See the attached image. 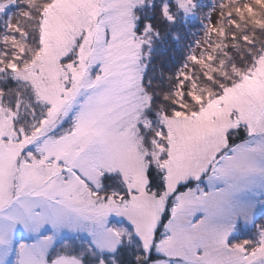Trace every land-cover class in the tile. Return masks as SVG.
<instances>
[{"label":"rangeland","instance_id":"obj_1","mask_svg":"<svg viewBox=\"0 0 264 264\" xmlns=\"http://www.w3.org/2000/svg\"><path fill=\"white\" fill-rule=\"evenodd\" d=\"M28 1L6 30L0 8V264H264V0L215 2L168 109L144 89V0ZM248 3L252 54L196 82Z\"/></svg>","mask_w":264,"mask_h":264},{"label":"trees","instance_id":"obj_2","mask_svg":"<svg viewBox=\"0 0 264 264\" xmlns=\"http://www.w3.org/2000/svg\"><path fill=\"white\" fill-rule=\"evenodd\" d=\"M218 1L144 0L142 4L134 9V35L142 43L143 52L146 54V59L143 60V65L145 66L143 76L144 89H147V94L152 101V105L160 104L168 109L169 107H173L175 103L174 96L176 92L178 94H186L189 91L190 80H185L179 88L176 75L185 64L192 47L199 39L201 31L206 29L211 7ZM241 2L246 1L235 0L232 4L236 3L238 5ZM28 4V0H0V8L4 10V13L1 14L2 30H6V20L12 10L17 7L28 9ZM184 4L189 5L187 8L192 17H189L184 10ZM261 6L264 7V3H261ZM43 8L38 11L39 17L44 14ZM237 8L241 10L240 5ZM244 8V12L239 16L228 13L231 16V24L229 25L226 21L224 22L229 28L225 26L222 31L223 33L221 32L223 48L220 50L216 49V52L212 54L209 64L214 70L212 68L204 70L200 65L191 66V74L196 82L199 81L195 78L196 76L200 79V83L203 82L204 80H202L201 75L202 73L205 74L208 70L209 73H213V76L222 77V74H224L231 77L233 71L230 68L238 66L241 61L246 62L248 55L252 54L253 47L249 46L247 40H254L256 36L262 33V30L252 24L251 18H257L263 11L261 9L255 11L250 3L244 6ZM228 15L224 16L225 20ZM2 37L0 35V41L3 39ZM198 68L200 69L198 70ZM7 78L6 83L10 85L7 88L20 86H16V82L13 79ZM248 135L249 132L247 130L243 128L238 130L234 135L233 142L223 150V153L228 152L237 142L248 138ZM218 160L211 164L207 173H210L217 166ZM146 178L147 188L150 191L154 190L158 185L162 187L165 184L164 172L162 170L160 171L151 167L146 172ZM195 183L196 185L202 184L203 179L201 178L199 181H195ZM173 203V198H170L163 222H167L170 218ZM154 254L152 251L151 255L153 257H150V260L154 259ZM119 264H126V260H122Z\"/></svg>","mask_w":264,"mask_h":264},{"label":"bare ground","instance_id":"obj_3","mask_svg":"<svg viewBox=\"0 0 264 264\" xmlns=\"http://www.w3.org/2000/svg\"><path fill=\"white\" fill-rule=\"evenodd\" d=\"M224 150H225V149H224ZM228 150H229V148H228ZM255 230H256V229H255ZM255 230H254V231H255ZM254 231H253V232H254ZM253 236H254L255 239H256L255 241H257V240L259 239V236L255 235L254 233H253ZM257 243L259 244V241H258ZM257 243H256V244H257Z\"/></svg>","mask_w":264,"mask_h":264}]
</instances>
